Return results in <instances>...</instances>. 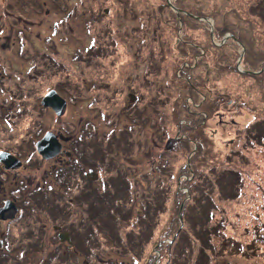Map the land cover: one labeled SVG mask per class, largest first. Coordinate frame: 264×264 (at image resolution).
I'll return each mask as SVG.
<instances>
[{
	"label": "rangeland",
	"instance_id": "1",
	"mask_svg": "<svg viewBox=\"0 0 264 264\" xmlns=\"http://www.w3.org/2000/svg\"><path fill=\"white\" fill-rule=\"evenodd\" d=\"M263 121L264 0H0V264H264Z\"/></svg>",
	"mask_w": 264,
	"mask_h": 264
},
{
	"label": "flooded vegetation",
	"instance_id": "2",
	"mask_svg": "<svg viewBox=\"0 0 264 264\" xmlns=\"http://www.w3.org/2000/svg\"><path fill=\"white\" fill-rule=\"evenodd\" d=\"M253 60V58H252ZM48 133H50L47 141L45 142V144H43L44 146V152H40V150L38 149V142L41 141ZM56 133L53 131H47L45 133V135L37 140L36 143V149L39 153H41L42 157H44L45 159H51L52 157L56 156L57 154H63L64 157L66 158V162L67 163H73L75 161V158L78 159V157L80 156V150H79V144H78V140L77 141H73V139H69L68 137L64 136V135H60L59 137H56ZM59 140V141H58ZM69 140V141H68ZM68 142V146L66 147H62L63 143L67 144ZM59 146V148H58ZM78 156V157H77ZM0 163H2L3 165H5L6 167L9 168H16V167H20V165L22 166V160L19 159L18 155L16 153H12V151L7 150V149H3L0 150ZM58 165H60V163H54L52 164V168L55 171V173L60 174V170L58 168ZM1 166V165H0ZM93 168H90V173L88 178L91 177H95L96 175L93 173ZM0 173H2V170H0ZM18 183V181L16 182V184ZM21 184V191L19 188H17V192H12V194L9 193L8 197L5 199L1 200L0 203V220H11V216L16 214L17 212H19L22 208H23V203H21L22 200L25 199V195H28V191L25 192L24 194H21L22 189H25L24 187H30V185L28 183H25L24 180H22L20 182ZM106 187V185H104ZM30 190V188H29ZM24 195L23 198H21ZM21 198V199H20ZM28 204H30V202H28ZM54 228H56L57 231H59L57 234L58 235V242H59V247H63L65 246L62 254L63 256H66L68 254V252L70 250H76L77 246H76V241L74 239V233L71 232V229L68 231L64 229V227L62 225H54ZM6 240V238H2V240L0 241V243H2L3 245H5L6 242H4ZM44 262L48 261V256L43 259Z\"/></svg>",
	"mask_w": 264,
	"mask_h": 264
},
{
	"label": "water",
	"instance_id": "3",
	"mask_svg": "<svg viewBox=\"0 0 264 264\" xmlns=\"http://www.w3.org/2000/svg\"><path fill=\"white\" fill-rule=\"evenodd\" d=\"M174 9L176 8L172 3L170 4ZM65 101L61 96L56 92V90H53L52 92H49L48 95L44 97L43 104L45 106H49L53 108L57 114H62V109L64 106ZM50 133H48L41 141L38 142V149L40 152H44V146L45 142L47 141ZM59 148V146H58Z\"/></svg>",
	"mask_w": 264,
	"mask_h": 264
},
{
	"label": "trees",
	"instance_id": "4",
	"mask_svg": "<svg viewBox=\"0 0 264 264\" xmlns=\"http://www.w3.org/2000/svg\"><path fill=\"white\" fill-rule=\"evenodd\" d=\"M175 7H177V5H174ZM179 8V7H178ZM187 15H189V16H191V15H193V14H191V13H187ZM198 19H199V17H198ZM211 33V32H210ZM223 33V32H222ZM216 34H220V33H216ZM256 58H262V56H260V57H256ZM248 58H245V60H246V62H251L252 63V65H254V67H256V63L254 62V61H252V59L251 60H247ZM196 63H197V61H196ZM190 64V63H189ZM190 66H191V64H190ZM231 68H233V70L234 71H237V68L235 67V64L233 63L232 64V66H231ZM238 73H240L241 71H237ZM242 73V72H241ZM257 124H264V121L262 122V123H257ZM263 127H264V125H263ZM234 176H236V173H234ZM205 214H206V212H205ZM206 216V215H205ZM208 217V216H207ZM107 224V223H106ZM92 230V229H91ZM98 231H100L101 229H97ZM93 231V230H92ZM91 231V232H92ZM202 233V235L204 236H206L207 234V232H201ZM200 236V235H199ZM74 239H75V241H76V246H77V248H76V250H70L69 251V253H72L73 254V256L75 257L74 259H72L73 257H71L70 259L71 260H75L78 256L77 255H79L80 254V249H81V246L83 245V243H84V230H83V233H79V232H76V235H75V233H74ZM88 238L85 236V241L87 240ZM209 239V238H208ZM229 247L231 246V244L230 245H228ZM76 264H82V262L81 261H79L78 263H76Z\"/></svg>",
	"mask_w": 264,
	"mask_h": 264
}]
</instances>
